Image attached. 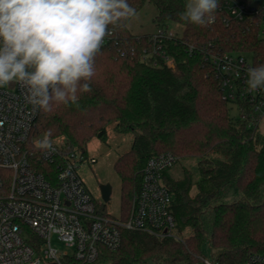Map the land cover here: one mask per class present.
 I'll list each match as a JSON object with an SVG mask.
<instances>
[{
  "label": "trees",
  "instance_id": "16d2710c",
  "mask_svg": "<svg viewBox=\"0 0 264 264\" xmlns=\"http://www.w3.org/2000/svg\"><path fill=\"white\" fill-rule=\"evenodd\" d=\"M128 2L137 14L154 5L157 28H183L182 35L165 45L175 69L166 66L162 54L156 56V65L142 59L152 33H134L129 27L134 16L116 29L120 38L96 57L92 90L80 94L79 108L59 104L47 113L40 111L31 138L42 140L50 129V140L63 138L87 153L93 139L107 138L110 125L119 134L133 135L130 151L115 163L121 220L129 218L149 159L170 152L195 160L197 173L184 168L181 176L171 170L164 175L173 196L176 233L184 242L124 230L120 249L105 250L98 264H197L205 243L218 264H246L253 255L264 256V134L249 117L232 116V105L223 99L207 61L211 53H233L264 63V39L247 22L226 26L218 9L215 23L207 27L181 21L178 13L187 0ZM189 45L197 48L193 55ZM230 184L242 194L232 203L222 197Z\"/></svg>",
  "mask_w": 264,
  "mask_h": 264
},
{
  "label": "built area",
  "instance_id": "2783aa9c",
  "mask_svg": "<svg viewBox=\"0 0 264 264\" xmlns=\"http://www.w3.org/2000/svg\"><path fill=\"white\" fill-rule=\"evenodd\" d=\"M223 23L247 22L264 39V0H219ZM178 37L173 25L156 28L149 38L144 61L162 54L167 67L175 63L167 55V41ZM120 38L116 29L103 46ZM197 48L188 46L189 54ZM207 61L215 71L223 99L236 108L242 120L261 124L264 118V91L247 90V69L256 63L247 54H209ZM25 89L10 82L0 87V264H98L102 253L116 252L122 246V232L137 231L159 239L184 242L176 233L172 213V194L164 175L179 162L173 153L148 160L142 183L135 195L127 220L102 212L79 175L82 166L95 164L88 154L72 147L65 139L51 141L55 151L38 148L32 130L40 111L26 102ZM250 113H246V109ZM66 246L60 251L53 238ZM197 264H218L199 258ZM246 264H264V256L253 255Z\"/></svg>",
  "mask_w": 264,
  "mask_h": 264
},
{
  "label": "clouds",
  "instance_id": "9594fccd",
  "mask_svg": "<svg viewBox=\"0 0 264 264\" xmlns=\"http://www.w3.org/2000/svg\"><path fill=\"white\" fill-rule=\"evenodd\" d=\"M218 7L219 0H187L178 16L207 27ZM136 14L128 0H0V87L19 84L41 112L59 104L79 108L104 40ZM246 84L250 92L264 91V64L247 69ZM51 136L46 130L38 148L55 151Z\"/></svg>",
  "mask_w": 264,
  "mask_h": 264
},
{
  "label": "rangeland",
  "instance_id": "374dc122",
  "mask_svg": "<svg viewBox=\"0 0 264 264\" xmlns=\"http://www.w3.org/2000/svg\"><path fill=\"white\" fill-rule=\"evenodd\" d=\"M157 15L156 7L152 4H147L130 22V29L136 34L153 33L156 30L154 18ZM176 33L182 35L183 28L180 25H173ZM232 116L237 117L238 112L232 106ZM259 132L264 134V118L260 124ZM56 141V140H51ZM133 142V135H122L115 131L114 125H110L107 131L105 140L93 139L87 146V154L89 159H95V164H87L79 170V175L84 181V184L94 198L98 206L103 208L105 214L113 218L120 219V190L121 181L115 170V163L118 158L130 151ZM185 169L192 170L197 173L195 160H182L171 170L177 176H181ZM109 184L112 187L111 199L108 203H104L101 196L100 186ZM222 197L225 202L238 201L242 194L235 184H230L224 188ZM105 206V207H104ZM53 246L60 251H66L67 248L60 243L56 237L53 238ZM215 253V252H214ZM212 249L208 243L203 246L202 257L212 260Z\"/></svg>",
  "mask_w": 264,
  "mask_h": 264
},
{
  "label": "water",
  "instance_id": "95a60500",
  "mask_svg": "<svg viewBox=\"0 0 264 264\" xmlns=\"http://www.w3.org/2000/svg\"><path fill=\"white\" fill-rule=\"evenodd\" d=\"M101 196L104 203H108L112 195V187L109 184L100 186Z\"/></svg>",
  "mask_w": 264,
  "mask_h": 264
}]
</instances>
